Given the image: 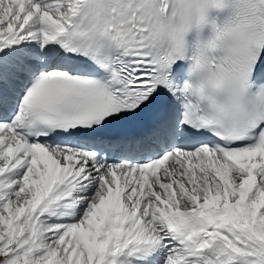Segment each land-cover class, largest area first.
<instances>
[{"label": "snow or ice", "instance_id": "1", "mask_svg": "<svg viewBox=\"0 0 264 264\" xmlns=\"http://www.w3.org/2000/svg\"><path fill=\"white\" fill-rule=\"evenodd\" d=\"M0 264H264V0H0Z\"/></svg>", "mask_w": 264, "mask_h": 264}]
</instances>
